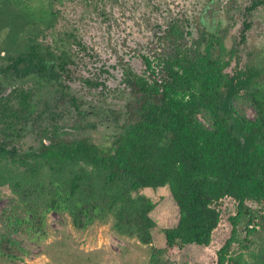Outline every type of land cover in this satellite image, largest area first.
<instances>
[{
    "label": "trees",
    "instance_id": "trees-1",
    "mask_svg": "<svg viewBox=\"0 0 264 264\" xmlns=\"http://www.w3.org/2000/svg\"><path fill=\"white\" fill-rule=\"evenodd\" d=\"M54 2L0 0V28L8 26L0 53V187L12 195L8 215H1L0 264L21 263L27 252L12 233L22 228L43 238L50 212L77 229L110 223L116 235L149 245L156 202L140 191L163 186L178 217L162 228L164 243L151 249L147 264H176L168 257L173 248L208 246L224 198L234 201L236 212L227 217L230 236L216 264H264V64L240 65L238 47L250 21L243 20L238 43L227 48V28L218 22L210 29L201 22L192 37L189 20L171 16L152 55L141 56L144 73L123 69L124 103L105 116L115 133L100 145L59 124L61 102L79 105L63 82L74 63V35L51 44L39 38V24L51 28ZM260 5L264 0H253L246 16ZM240 102L252 107L253 117ZM28 133L36 143L22 148Z\"/></svg>",
    "mask_w": 264,
    "mask_h": 264
},
{
    "label": "rangeland",
    "instance_id": "rangeland-1",
    "mask_svg": "<svg viewBox=\"0 0 264 264\" xmlns=\"http://www.w3.org/2000/svg\"><path fill=\"white\" fill-rule=\"evenodd\" d=\"M24 1L34 3L48 0ZM252 1L56 0L52 6L55 13L51 28L45 31V26L39 24L43 30L39 38L44 44H51L56 37L72 34L73 40L80 43L77 45L73 41L69 44L74 63L69 65L70 77L63 79L70 95L78 101L79 109L76 110L67 100L61 102L55 109L62 112L59 124L71 133L88 134L97 144H109L115 129L110 118L106 119L105 116L108 108L117 109L124 103L120 93L124 88L123 69L130 67L138 74L144 73L141 56L152 55L156 35L171 16L187 18L192 37L197 36L201 22L207 29L218 22L222 29L227 28V48L238 43L242 22L249 20L246 40L238 45L240 65L246 62L264 64V5L246 16L245 8ZM200 15L203 16L202 21ZM5 25L0 30L1 54L8 31ZM0 64L4 65L2 58ZM233 67L234 61L226 71H232ZM85 79L103 85H89ZM41 95L43 100V91ZM238 105L247 116L253 117L252 107L242 102ZM75 122L81 125L91 123L94 127L77 130L72 126ZM35 141L34 133H28L20 144L26 148ZM140 192L156 202L150 213L155 221L151 244L144 245L136 239L116 235L110 223L77 229L68 217L50 212L46 215L43 238H30L28 236L32 235H27L22 228L12 233L27 252L20 264H147L151 249L164 243L162 228L176 224L178 209L167 186L144 188ZM11 197L7 187H0V225L4 219L1 215H8ZM219 208L221 221L212 233L210 244L173 248L168 253L171 260L176 264H216L217 250L230 236L231 226L227 217L236 212L235 203L230 198L221 200ZM238 231L242 236L240 227Z\"/></svg>",
    "mask_w": 264,
    "mask_h": 264
},
{
    "label": "flooded vegetation",
    "instance_id": "flooded-vegetation-1",
    "mask_svg": "<svg viewBox=\"0 0 264 264\" xmlns=\"http://www.w3.org/2000/svg\"><path fill=\"white\" fill-rule=\"evenodd\" d=\"M55 1H56V0H55ZM54 4H55V2L52 4V6H53ZM260 6H261V5H260ZM257 7H258V6H257ZM257 7H256V8H257ZM253 10H254V9H253ZM253 10H252V11H253ZM245 11H246V10H245ZM252 11H251V12H252ZM251 12H250L249 14H251ZM3 28H4V27H2V25H1L0 30L3 29ZM4 41H5V38H4L3 43H2L3 46H4ZM3 46H2V47H3ZM2 54H4V51H2Z\"/></svg>",
    "mask_w": 264,
    "mask_h": 264
}]
</instances>
